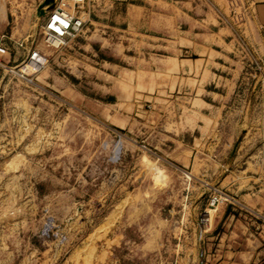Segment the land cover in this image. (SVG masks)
Returning <instances> with one entry per match:
<instances>
[{
    "label": "rangeland",
    "instance_id": "rangeland-1",
    "mask_svg": "<svg viewBox=\"0 0 264 264\" xmlns=\"http://www.w3.org/2000/svg\"><path fill=\"white\" fill-rule=\"evenodd\" d=\"M56 1L0 0V264H216L221 210L236 214L209 206L214 189L234 197L218 177L264 161V56L208 114L196 51L177 89L161 68H107L111 31L87 0L78 33L46 44Z\"/></svg>",
    "mask_w": 264,
    "mask_h": 264
},
{
    "label": "crops",
    "instance_id": "crops-1",
    "mask_svg": "<svg viewBox=\"0 0 264 264\" xmlns=\"http://www.w3.org/2000/svg\"><path fill=\"white\" fill-rule=\"evenodd\" d=\"M234 1L245 11L239 24L230 17L232 0H87L85 9L90 24L110 28L111 34L103 37L112 57L102 61L107 68H128L121 61L134 68H161L169 71V85L174 83L177 89L180 68L186 73L195 68L189 56L196 51L203 61L200 76L205 72L206 77L197 85L203 93L197 100L213 114L238 89L243 68L264 56V0ZM262 162L257 174H247L244 182L230 180L224 172L218 177V186L225 183L234 196L236 214L221 210L223 232L217 234L216 264H264ZM241 206L252 214L241 212Z\"/></svg>",
    "mask_w": 264,
    "mask_h": 264
},
{
    "label": "built area",
    "instance_id": "built-area-1",
    "mask_svg": "<svg viewBox=\"0 0 264 264\" xmlns=\"http://www.w3.org/2000/svg\"><path fill=\"white\" fill-rule=\"evenodd\" d=\"M85 0H58L48 13L47 20L44 24V41L50 47H59L64 44V41L75 36L80 30L83 20L81 19L79 10L83 7ZM232 13L230 14L231 19L236 22L240 21L243 14L240 12L236 13L234 10L235 6H238L237 2L232 0L231 2ZM234 6V7H233ZM237 16V17H236ZM236 17V18H235ZM0 53H5V49L0 46ZM31 63L37 66H42L46 58L38 51H32L30 54ZM233 203L234 199L227 193L214 189L213 194L210 198L209 206H216L215 204L223 202ZM240 210L245 211L247 214H252L244 206L239 207ZM207 211L203 214L201 222L206 224Z\"/></svg>",
    "mask_w": 264,
    "mask_h": 264
},
{
    "label": "bare ground",
    "instance_id": "bare-ground-1",
    "mask_svg": "<svg viewBox=\"0 0 264 264\" xmlns=\"http://www.w3.org/2000/svg\"><path fill=\"white\" fill-rule=\"evenodd\" d=\"M155 170L157 172V177L156 178L160 177L161 172L159 170H157L156 168H155ZM206 225H209V216L208 215H207V219H206Z\"/></svg>",
    "mask_w": 264,
    "mask_h": 264
}]
</instances>
